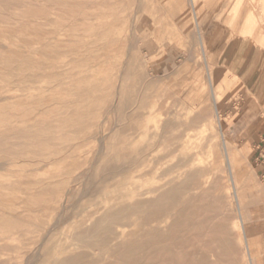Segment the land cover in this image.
<instances>
[{
  "label": "rangeland",
  "instance_id": "obj_1",
  "mask_svg": "<svg viewBox=\"0 0 264 264\" xmlns=\"http://www.w3.org/2000/svg\"><path fill=\"white\" fill-rule=\"evenodd\" d=\"M263 109L264 0H0V264H229Z\"/></svg>",
  "mask_w": 264,
  "mask_h": 264
},
{
  "label": "bare ground",
  "instance_id": "obj_2",
  "mask_svg": "<svg viewBox=\"0 0 264 264\" xmlns=\"http://www.w3.org/2000/svg\"><path fill=\"white\" fill-rule=\"evenodd\" d=\"M180 3L182 5V1ZM195 35L198 38L199 44L203 46V42H202L199 31H197ZM212 100L214 101V98H212ZM221 146L226 151V142L223 139H222ZM232 164H234V162H232ZM235 166H237V165H235ZM175 172H173V173H175ZM201 173H202V170L201 171H195L194 173H191L189 176H190V178H193L197 175L199 176ZM204 173H206V172H204ZM183 188L186 189L187 186H185V187L183 186L182 188L180 187V190H182ZM176 189L177 188H174L172 191H174ZM150 193H153V192H150ZM163 197H167V195H158L156 199H161ZM216 198L220 204L223 203L224 199H230L228 201L229 212H231L232 215H234V220H235V224L233 227L225 226V221H226L225 218L226 217H225V214L221 211L222 212V220L218 226L221 237L217 242H215L216 250L228 254V256H229L228 263L229 264H260L261 262H263L264 261V245H263V243H264V227L258 226L259 224L256 223L255 221H254L255 223L252 224L250 222H246L245 220H243V218L241 216L239 197L236 194H235V197L233 196V193L231 192V186L227 185L226 189L224 190L222 195L217 196ZM138 203H147V202H138ZM183 205H184L183 206V208H184L183 212H184L186 209H189L192 206L191 205V198L189 200H186V202ZM116 219H117V216L110 220V222L108 224L109 226L106 230V239H104V240L110 239V241H111L114 237H119L121 235L118 233H113V229L111 227L112 221H114ZM153 221H156V220H153ZM123 226L124 225H121V227H123ZM198 232H200V231H198ZM149 235H150L149 236L150 238H156V239H161V238L163 239L164 238V235H162V233H161L160 227L151 228L149 230ZM127 244H129V243H127ZM124 246H126V242L117 243L115 245L114 252H115V250H118L120 248H124ZM208 262H209L208 258L205 255H201L199 258H197V264H208Z\"/></svg>",
  "mask_w": 264,
  "mask_h": 264
},
{
  "label": "crops",
  "instance_id": "obj_3",
  "mask_svg": "<svg viewBox=\"0 0 264 264\" xmlns=\"http://www.w3.org/2000/svg\"><path fill=\"white\" fill-rule=\"evenodd\" d=\"M262 110V109H261ZM264 110V109H263ZM255 137L259 138V142H256V138H254L253 146L256 153V163L257 165L262 166V177L264 176V119L259 124V126L256 129Z\"/></svg>",
  "mask_w": 264,
  "mask_h": 264
}]
</instances>
